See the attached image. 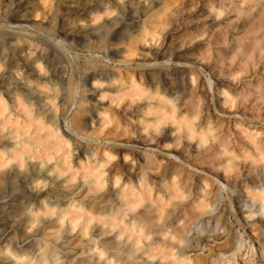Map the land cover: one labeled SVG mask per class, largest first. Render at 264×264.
Listing matches in <instances>:
<instances>
[{
	"label": "rangeland",
	"instance_id": "374dc122",
	"mask_svg": "<svg viewBox=\"0 0 264 264\" xmlns=\"http://www.w3.org/2000/svg\"><path fill=\"white\" fill-rule=\"evenodd\" d=\"M13 2L25 5L0 4V264H170V245L190 264H217V252L264 264L251 202H264V0ZM67 29L74 40L51 35ZM90 71L124 85L83 126L75 98ZM132 162L161 200L158 221L147 195L119 205L113 185ZM110 207L146 235L137 250L114 237Z\"/></svg>",
	"mask_w": 264,
	"mask_h": 264
},
{
	"label": "bare ground",
	"instance_id": "6f19581e",
	"mask_svg": "<svg viewBox=\"0 0 264 264\" xmlns=\"http://www.w3.org/2000/svg\"><path fill=\"white\" fill-rule=\"evenodd\" d=\"M1 4V8L2 9H9L12 7H22L23 5H25L23 2L19 3V4H15L13 2V0H3L0 2ZM16 20L19 21V14L18 11H16ZM31 15V14H30ZM29 15V16H30ZM6 16V12L5 11H1L0 14V21L2 20V18H4ZM133 16L130 17V19H132ZM27 19V18H25ZM64 28V27H63ZM81 28H86L92 30V32L94 33H98L99 30L93 26V25H85L82 26ZM97 29V30H95ZM46 32L48 31L47 29L45 30ZM50 32V31H48ZM48 34V33H47ZM75 33L70 31L68 32V29L65 31H52L51 35L54 37V39L60 41V42H65V41H72L75 38ZM4 37H6V39L8 40V42H13L15 40H17V36H15L13 33L11 32H7L4 34ZM24 70L29 71L32 70V68L30 66H24ZM153 72L148 73L147 76L152 77L153 76ZM157 84H159L158 86H156L157 90L160 91V93L167 97V101L169 103V105H171V114L173 115L175 113L176 110V104H175V98H171L167 93H170V91L168 90V88L166 87L167 84H169L168 78L164 75L162 82H157ZM124 82H122L121 80L117 79L114 75H111L110 73H98L96 71H90L86 73V76L84 77V79L82 80V84L80 85V92L78 94V96L75 98L76 103L79 104V107L81 108V112L86 113L87 116L82 118L80 120V123L85 126L87 125L89 122H93V119L97 116H100L101 113H104V111H101L99 104L103 102L104 99V95L105 93H110L108 92L109 88H114V87H119L118 90H116V93H120L121 92V88H123ZM130 87H134L133 89L136 90L134 92H132V90L130 91L131 94H135V92H137L138 86H136L133 83L129 84ZM131 87V88H132ZM106 89V90H105ZM141 89L139 88L138 90V95L140 94L139 91ZM122 93V92H121ZM124 94V92H123ZM172 94V93H171ZM118 96V95H117ZM136 96V94H135ZM64 97H65V88L63 86H60V94L57 95L55 94L53 98H57L59 100L62 101V103L64 102ZM120 97V96H119ZM160 97V96H159ZM152 99V98H151ZM149 100V99H148ZM147 100V101H148ZM0 102H2V100L0 99ZM159 103V102H156ZM161 103V102H160ZM7 107V106H4ZM7 109V108H5ZM8 112V109H7ZM174 116V115H173ZM162 129L157 128V136H160L162 134ZM167 135L171 136V131H166ZM15 139H18L17 137H15ZM143 139V138H142ZM146 140H141L142 144L146 145L147 143L145 142ZM157 139L156 137H152L151 138V142H156ZM146 143V144H145ZM9 151H13L9 149ZM174 181L170 179V181L168 180H161L160 181V185L161 187L165 190V192H167L169 195L172 194L174 192V190H171V186L174 187ZM114 188L116 189V196L117 198H119L120 206H124L127 207L128 210H132L134 208V206L136 204H138L141 199H142V195H147V200L149 201V203L151 205L156 206L157 208H155V210L159 213L157 214L156 220L158 221L160 219V209H161V200L158 199V194H154L151 195V187L150 184L146 185L142 179L139 177V173L137 172V169L135 167V163L132 162L127 171L125 172V180H121V181H116L114 183ZM258 197H261V195H258ZM251 202H258V209L257 211L261 214H264V202H263V198L261 197L259 199V201H254L253 197L251 198ZM129 203H132L131 205H134L133 208L129 207ZM130 205V206H131ZM243 207L246 206V204L244 203L242 205ZM253 210V209H252ZM249 212H252L251 210H248ZM110 219L112 220L111 222V226H109L112 230H114V237L115 238H119L121 236H125V239L132 242L133 246H135V250L138 249V245L140 242H142V238H144L146 235L144 233H142V230H140V228L134 224V222H123V221H117L115 214H114V210L112 207H110ZM75 225L73 223V226L71 227V231L75 228ZM84 228H87L86 226ZM167 234V232H162L161 235L165 236ZM262 237L263 239L260 238H255L257 241V245L258 247H264V232H262ZM174 239V236L172 234H169V236L164 240L167 243H172ZM149 245V243H148ZM240 248V242L236 243V246L234 247V250H239ZM249 253L250 255H252L254 253L253 251V247H248ZM168 257L171 258V263L170 264H190L189 261H187L184 257L182 259L179 260L178 258V254L174 251V247L173 245L168 246ZM209 253L211 254L213 252L212 248L209 247L208 249ZM236 253H232V259L231 261H233L234 263H236V260L238 259V257L235 255ZM51 255L54 257L56 254L54 252V250L51 252ZM213 259L214 262L217 264H221V263H226V264H230L231 261L230 260H223L221 257V254L219 252L214 253L213 255Z\"/></svg>",
	"mask_w": 264,
	"mask_h": 264
}]
</instances>
